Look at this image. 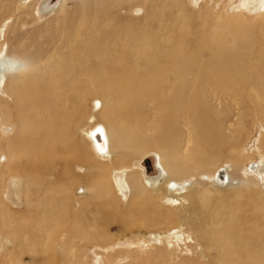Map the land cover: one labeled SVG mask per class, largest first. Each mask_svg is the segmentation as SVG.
<instances>
[{
    "label": "rangeland",
    "instance_id": "rangeland-1",
    "mask_svg": "<svg viewBox=\"0 0 264 264\" xmlns=\"http://www.w3.org/2000/svg\"><path fill=\"white\" fill-rule=\"evenodd\" d=\"M41 1L0 0V35H3L0 37V47H3L8 59L21 57L30 65H38L34 74L39 75L49 65L52 68L57 63L61 65L58 56L70 52L64 42L72 40L77 33L93 37L95 31L90 28L97 15L100 27L106 26V30L109 25H116L117 29L124 31L125 25L134 23L142 38L150 36L157 43L163 41V32L169 31L165 36V40L169 41L166 50H185V54H195L197 51L195 57L198 58L200 54V64L201 61H208L218 67L214 72L225 67L238 69L242 74L234 75L235 80L230 78L228 88L239 97L241 90L238 88L241 85L242 89L245 74L255 91L263 93V90H259L261 84L256 83L254 78L260 75V82H264V0H64L52 13L46 14H42L40 9L38 13ZM23 2H26L25 7L21 5ZM160 27H163L161 32ZM57 49L59 52L56 54ZM153 49L154 52L162 50L156 46ZM206 65L202 63L203 68H207ZM31 68L27 70L30 72L33 70ZM5 72V79L0 81V107L2 110L6 106L2 112L14 113L13 100L8 97L12 80L7 69ZM188 77L187 80L192 78ZM47 78V84L36 85L32 92L23 96L28 102L32 101L30 106L37 112L42 109L38 107L39 97L45 89L48 90L50 77ZM89 90L80 103L70 102V109L73 110L81 104L78 107H82L84 117L79 111L76 118L73 115L66 119L59 118L52 112L61 108L59 103H55L49 113H38L27 119L28 110L24 111V108L20 121L27 119V134L23 137V144L17 140L18 126L17 131L10 133L0 131V146L5 156L10 158L11 153L18 161V155L23 154L24 157L27 154L26 145L31 144L27 150H40L42 170L45 169L42 173L37 170L33 165L37 160H32L27 167H19L27 172L28 168L34 166V173L41 182V190L36 197L31 192L33 187L27 191L24 184L21 208L13 209L0 199V209L5 208V212L0 214V236H10L7 245L3 244V249L0 246V264H264V209L257 208L264 203V179L243 170L249 158L254 159L257 155L264 165V114L261 116L264 111L259 113L257 103L247 104L252 114L243 118L245 129L242 132L235 130V126L231 127L242 113L240 110L243 107L237 106L238 102L230 103L235 105L232 109L224 105V98L210 104L215 107L219 103L223 110L229 109L224 113L227 119L222 118L225 127L222 135L224 140L230 141L219 151L215 150L211 158L199 162V167L195 169L193 162H189L193 145L187 143L188 130L185 126L181 125L183 129L175 134L174 141L171 139L164 143L166 149L164 145L159 148L148 144L147 141L153 137L149 131L144 132L141 141L134 145L126 122L118 119L115 130L109 124L105 114L111 109L110 101H106L98 90ZM57 92L61 93L60 90ZM62 93L66 94L65 91ZM95 101L101 103L95 117L109 129L114 152L125 155V162L128 163L150 152L173 157L163 165L168 172V181L178 185L184 181L187 188L182 192L167 191V196H174L169 198L170 203L152 200L154 203L147 202L143 207H122L110 189L109 185L112 186L113 182L111 179L108 182L105 177L107 192L92 200L90 184L86 185L72 167L82 162L96 166L97 161L89 150L82 155L79 138L75 131L73 135V130L79 119L86 120L92 114ZM193 111L194 115L199 113L196 109ZM1 116L0 113V119ZM0 124L2 127L7 125L4 121ZM67 124L70 133L65 136L63 127ZM167 138L163 136L165 142ZM254 139L255 144L247 151L245 147ZM120 143L124 145L123 149ZM179 158H187V161ZM122 161L117 159V165ZM146 161L145 165L150 170L151 157ZM2 165H6V160ZM222 167L226 168L229 176L226 188H220L212 181L215 172ZM55 169L58 170L57 179L48 181L46 176H53ZM171 171L173 174H170ZM202 174H207L210 179H202ZM6 175H0V184ZM132 177L130 182L137 179ZM233 182L237 183L233 185ZM80 186L87 187V194L82 192ZM141 231L169 233V236L174 231H184L188 239L184 237L183 242L177 243L175 239L169 245L163 241L148 243L147 248L140 251L137 245L144 237L139 233ZM124 239L134 245L130 247L126 244V249L115 245V250L108 252V248Z\"/></svg>",
    "mask_w": 264,
    "mask_h": 264
},
{
    "label": "bare ground",
    "instance_id": "bare-ground-1",
    "mask_svg": "<svg viewBox=\"0 0 264 264\" xmlns=\"http://www.w3.org/2000/svg\"><path fill=\"white\" fill-rule=\"evenodd\" d=\"M61 1L63 4L64 0H42L38 6V13L39 9L42 14L52 13V11L57 9ZM244 2L245 1H243V3ZM21 5L25 7L26 2H23ZM96 17L93 18L94 22L90 28L95 31V33H92L94 36H84L81 33H77L76 37L72 38L73 41L68 39L64 42V46L67 50H70V52L61 57L58 56L61 65L57 63L54 68L49 65L46 69H42L39 75L34 74L38 65H30L26 59L21 57L19 59L17 58V60L8 59V57L5 56L6 54L3 53V47H0V81L5 79V71L7 69V74H9V78L12 80L10 84L11 87L9 86L11 89L8 88V97L12 98L14 109V113L10 111L6 113L3 111V113L2 110L6 106L2 110L0 107V113L2 115L0 122L4 121L8 125H6L7 127L4 126V128L0 124V131L3 130L4 132L10 133L15 131L18 126L19 132L17 140L20 144H23V137L27 134L26 123L28 118L42 112L45 114L49 113L55 103H59L61 108L53 109L52 112L59 118L66 119L71 115L76 118V116L79 115V111H81L82 117H84L85 113L81 110L82 107H78L81 104L77 105L76 110H73L70 109V102L74 101L75 104L80 103L83 100V95L87 93L89 89H95L99 91L106 101H110L111 109H108L110 111L105 114L107 115L109 124L111 126L113 125L112 128L114 127L115 130L117 128V121H119L118 119H122V123L126 122L125 126L130 130L134 145L141 141L144 132L149 131L153 133V137L147 141L148 144L161 148L160 146L172 141L171 139L174 141L175 134H178V132L183 129L181 125L185 126V129L188 130L186 132V136H188L187 143L193 145V150L190 154L191 161H188L191 163L193 162L195 166L193 167L197 169L199 167V162L211 158L210 156L214 154L215 150L219 151L230 141L224 140L222 135V132L225 130L222 124V118L224 120L227 119V117H224V113H227L229 109L227 111L225 109L223 110L222 105L219 103L217 105L215 104V107H211L210 104H212V102L216 101L217 103V100L219 101L224 98V105H228L230 109L235 106L230 104L233 103V101L238 102L237 106L243 107L240 110L242 113L238 115V121L235 125H231V127L235 126V130L238 132H242L243 128L245 129V119L243 118L252 114V110L248 108L249 105L247 106V104L257 103L259 113L261 114V112L264 111V82H260V75H257L254 79H256V83L261 84L259 90H263V93L261 94L255 91L253 83L250 84L247 82L248 77L245 74L242 89L241 85L240 88H238L241 90H238L240 91L239 97V95L235 94L236 92H232V90L228 88L230 85V78L235 80L234 75L242 74L238 69L225 67L222 70L214 72L218 67L208 61L207 65V62L205 63L204 61H201L200 64V54L197 56L198 58L195 57L197 51L195 54H191L190 52L185 54V50H181L180 52L166 50L169 41L165 40V36H167V32L169 31L163 32V41L157 43L158 41L154 42L150 36L142 38L134 23L125 25L126 29L124 31L117 29L116 25L115 27H110L109 25V28L106 30V26L104 27L103 23L104 21L101 23L104 27L102 28L99 24L100 20ZM110 24H113V22L110 21ZM161 28L163 29V27L159 28L160 32ZM2 36L1 34L0 37ZM154 46L162 50L154 52ZM57 50L58 51L55 50L56 54L59 52V49ZM48 61H46V63H48ZM202 63H204L209 70L205 67L203 68ZM8 64H10V66H8ZM11 64L13 66H11ZM230 65L233 66L232 64ZM29 67L33 69L30 72L27 70ZM254 74L255 73H253V75ZM47 76L50 77V83H48V90L45 89L39 97L38 107L42 109L40 112H37L32 110L30 106L32 101L28 102L23 96L32 92L34 86L47 84ZM188 76L192 78L187 80ZM232 85L234 86V82H232ZM58 90H60L61 93H58ZM62 91H65L66 94L62 93ZM93 107L92 114L88 119H79V122L75 123L73 135L75 131L79 138V148L82 155L89 150L93 159L97 161V163H95L96 166L82 162L72 167L80 174L81 179L86 182V185L90 184L91 189H89L92 192L90 195L92 200L96 199L98 196H103L107 190V184L104 180L105 177L108 182L110 179L113 182L115 187L113 184L112 186L114 188L109 185L110 189L112 190V194L118 199L119 205L122 207H143L147 202H153L152 200H154V202L157 200L170 203L169 198H173L174 196H167V191L178 190L182 192L184 188H187L184 181L179 185L168 181V172L163 165H165V161L167 163V160L173 157H166L167 155L165 156V154L162 153L159 155L155 154V152H150L143 155L138 160H131L129 163L125 162V155L116 153L112 150L109 129L95 117V113L101 108V103L95 101ZM193 109L198 110L199 113L194 115ZM23 110H28V117L26 120L20 121L23 116ZM263 114L264 113H262L261 116H263ZM53 122L55 123L56 120ZM79 123H82V125ZM69 127V124L63 127L65 136H68L70 133ZM163 136L164 138L169 137V140L167 138V142H165ZM119 140H121V138H119ZM254 141L255 139L247 144L245 147L247 151L252 149L255 144ZM29 146H31V144L25 147L27 154H25L24 157L23 154H21V156L18 155V161H16V158L14 159L9 152L11 149L9 151L7 150L10 153L9 158L8 155L5 156L2 151V146H0V165L6 160V165L0 166V175L7 174V177L2 179L0 184L2 185L0 188V199H2L3 202H7L13 209H19L23 206L21 196L23 195L24 184H26L27 191L29 187H33L31 192L34 197H36L41 190V182L39 176L34 173L33 165H36L40 173L45 170H42V153L38 149L27 150ZM119 146L121 149L124 148V145L121 143ZM171 146L172 145H170V147ZM189 147L191 148L190 145ZM166 148L165 146V149ZM168 152L173 155L172 152ZM29 155L33 156V158H29ZM185 156L188 157L189 155ZM149 157H151L152 161V165L149 167L151 171L148 170V167L145 165ZM117 159H122V164L120 163V165H117ZM180 159L181 158H179V160ZM186 159L185 161H187ZM32 160H37V162H34L32 165L33 167L28 168L27 172H23L21 168H19L20 166L27 167L29 164L31 165L30 162ZM170 161L172 160L170 159ZM185 163H183L184 166ZM263 168V160L257 155L254 159L249 158L243 170H246L250 174L253 173L256 176H262L261 178L264 179ZM220 171H222L223 176H221ZM57 172L58 170L55 169L53 171V176L47 175L46 179L48 181H54V179H57ZM83 173L87 176L83 175ZM170 174H173V172L171 171ZM132 175L137 179H133V181L130 182ZM201 178L204 180L210 179L207 174H202ZM212 181L220 188H226L229 184V176L226 168H219L215 172ZM236 183L237 182H233V185ZM80 188L83 189L82 192L84 194H87V192H85L86 186H80ZM262 192L264 193V186H262ZM262 204L263 205H258L257 208L263 210L264 203ZM4 212L5 208L3 207L0 209V214ZM176 232L177 231L172 232V236H169V233H145L141 231L139 233H142L144 237H141L142 239L140 238L141 242L138 243L137 248L140 249V251H144L148 243H161L163 241L167 242L169 245L175 239L176 243L178 241L183 242L184 237L188 239L184 231ZM7 237H9V240ZM9 241L10 236H0V246L2 249ZM122 241L123 242L116 243L108 248V252L115 250L113 249L115 245H119L124 249L127 248L125 246L126 244L130 245V247L134 245V243L130 242L128 239ZM93 263H95V261Z\"/></svg>",
    "mask_w": 264,
    "mask_h": 264
},
{
    "label": "water",
    "instance_id": "water-1",
    "mask_svg": "<svg viewBox=\"0 0 264 264\" xmlns=\"http://www.w3.org/2000/svg\"><path fill=\"white\" fill-rule=\"evenodd\" d=\"M221 172V176H223V173H222V171H220Z\"/></svg>",
    "mask_w": 264,
    "mask_h": 264
}]
</instances>
